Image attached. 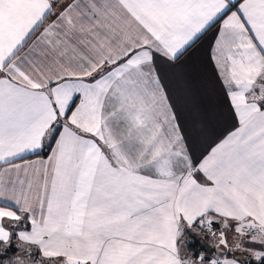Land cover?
I'll use <instances>...</instances> for the list:
<instances>
[{
	"label": "snow or ice",
	"instance_id": "1",
	"mask_svg": "<svg viewBox=\"0 0 264 264\" xmlns=\"http://www.w3.org/2000/svg\"><path fill=\"white\" fill-rule=\"evenodd\" d=\"M0 264H264V0H0Z\"/></svg>",
	"mask_w": 264,
	"mask_h": 264
},
{
	"label": "crops",
	"instance_id": "2",
	"mask_svg": "<svg viewBox=\"0 0 264 264\" xmlns=\"http://www.w3.org/2000/svg\"><path fill=\"white\" fill-rule=\"evenodd\" d=\"M197 83H198V86H200L202 88L207 87V82L202 80V79L197 81ZM212 114H215V113H212Z\"/></svg>",
	"mask_w": 264,
	"mask_h": 264
}]
</instances>
